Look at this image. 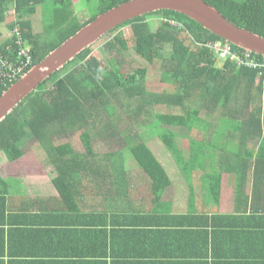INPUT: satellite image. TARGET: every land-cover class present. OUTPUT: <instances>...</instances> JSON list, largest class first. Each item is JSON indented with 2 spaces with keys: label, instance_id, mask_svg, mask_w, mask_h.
<instances>
[{
  "label": "trees",
  "instance_id": "obj_1",
  "mask_svg": "<svg viewBox=\"0 0 264 264\" xmlns=\"http://www.w3.org/2000/svg\"><path fill=\"white\" fill-rule=\"evenodd\" d=\"M128 1L84 0L87 6L92 3L98 5L93 6L97 12L89 20L81 22L73 0H16L13 7L15 18L9 22L7 12L12 1L0 0V26L4 24L13 33L11 39L0 44L1 57L13 64L19 63V46L15 35L18 29L33 57L32 65L25 72L27 74L99 15ZM203 1L218 9L235 27L264 38V0ZM39 7L44 13L41 35L35 33L33 20ZM151 19L160 20L159 26ZM125 28L132 31L134 46L129 49L120 33L108 41L105 50L111 56L107 60L109 68L100 67L99 60L92 56V47L88 48L41 83L14 109L0 124V154L4 153L9 162H16L24 156L29 142L39 143L47 154L48 163L54 166L58 174L53 182L60 192L61 201L65 207L79 210V202L74 199L83 195L84 171H94L92 169L98 164H121L124 167L129 164L126 162L128 153L154 181L155 199L161 201L172 182L165 166L147 142H130L128 146L117 149V152L103 155L94 150L95 137L112 139L115 136L111 131L104 136L103 130L113 129L114 118L120 117L122 112L137 126L145 124L150 128L158 124L160 133L157 132L154 137L161 138L175 161L181 165L182 174L187 177L197 171H204L207 190L212 192L215 200H219L224 175L231 172L224 166L243 162L246 167L251 164L253 152L247 150L246 157L224 150L223 154L217 153L212 158L209 148L205 150V143L192 133L217 126L211 123L214 117L227 122L218 124L217 134L222 131L221 136L214 140L218 144L239 138L244 145L252 132H263L264 83L260 71L240 67L231 59L224 61V67H220L218 55L208 45L215 42L229 43L179 12L162 10L128 20L106 37ZM183 34L189 37L191 48L182 43ZM2 36L0 32V38ZM232 47L236 53H246ZM130 51L151 66L160 67L163 82L168 84L164 93L149 90L148 68L130 70L134 63L127 55ZM252 57L258 61L264 60L262 56ZM17 82L8 85L0 82V97ZM166 105L178 107L181 112H156L155 117H152V109ZM224 126L227 128L221 129ZM251 128L259 130L250 131ZM76 133H80L83 151H78L72 141H65ZM178 138L188 139L189 151L181 150ZM244 148L241 146L240 149L243 153ZM260 151L264 152V138ZM211 159L215 163L214 169H209ZM256 163H264V155H259ZM125 174L127 172L123 168L122 173L112 168V180L116 182L120 179L126 182ZM234 174H238L241 182H244L247 170H234ZM8 187V182L0 175V199L3 201ZM110 192L108 189L106 194ZM252 210L256 211L253 205Z\"/></svg>",
  "mask_w": 264,
  "mask_h": 264
},
{
  "label": "crops",
  "instance_id": "obj_2",
  "mask_svg": "<svg viewBox=\"0 0 264 264\" xmlns=\"http://www.w3.org/2000/svg\"><path fill=\"white\" fill-rule=\"evenodd\" d=\"M211 123L217 126L192 135L205 143L212 158L224 150L246 157L247 150L253 152L246 167L243 162L224 166L231 172L224 175L219 200L207 190L204 171L186 177L176 161L170 169L172 185L161 201L155 199L149 180L141 186L144 173L134 174L141 171L135 165L98 164L82 174L83 195L74 199L77 210L61 201L53 182L58 174L48 158L42 160L43 149L36 147V165H3L0 175L9 187L4 201L0 199V264H264V163H256L264 155V130L252 132L244 145L239 138L218 144V124L227 122L214 117ZM112 139L95 137L94 150L97 141L115 143L107 152L96 151L100 155L119 151L121 146ZM182 140H177L179 146ZM183 146L182 151H189V141ZM166 161L170 166V159ZM213 162L209 169H214ZM113 167L127 172L126 182L112 180ZM234 170H247L244 182ZM11 181L18 186L13 188ZM140 191L153 201L139 205Z\"/></svg>",
  "mask_w": 264,
  "mask_h": 264
},
{
  "label": "water",
  "instance_id": "obj_3",
  "mask_svg": "<svg viewBox=\"0 0 264 264\" xmlns=\"http://www.w3.org/2000/svg\"><path fill=\"white\" fill-rule=\"evenodd\" d=\"M162 10L184 14L230 45L264 58V38L235 27L218 9L203 0H129L99 15L13 84L0 97V124L28 95L36 91L41 83L101 41L120 24Z\"/></svg>",
  "mask_w": 264,
  "mask_h": 264
},
{
  "label": "rangeland",
  "instance_id": "obj_4",
  "mask_svg": "<svg viewBox=\"0 0 264 264\" xmlns=\"http://www.w3.org/2000/svg\"><path fill=\"white\" fill-rule=\"evenodd\" d=\"M12 1L11 4H9V9L7 12V16H8V21H12L14 20L15 16H14V3L16 0H10ZM49 1V0H48ZM75 3V7H76V12L77 15L80 19L81 22H85L87 20L90 19V17L92 15H94L97 11V8H93V6H97L98 4L96 3H92L90 5L87 6V3L84 2V0H73ZM34 20V31L36 34H43V29H44V13L41 10V7H39L38 12L36 13V15H34L33 17ZM152 22H155L156 24H158L159 26V22L160 20H155V19H151ZM0 32L3 33V36L0 38V43L4 42L8 39H11L13 37V33H10L8 31V29L4 26H0ZM123 35V39L127 42V45L129 46V49H132V47L134 46V37H133V33L132 31H130L129 28H125L122 29L118 32H116L113 36H109V37H105L103 40H101L100 42L94 44L92 46L93 49V57H96L99 62H100V67H107L109 68L108 65V59L109 57H111L108 53L107 50H105V44L108 43V41H110L114 36L116 37L118 34ZM181 41H183L182 43L184 44V46H187V48H191V44H190V40L189 37L185 34L182 35L181 37ZM130 53H132L133 55H130ZM127 52V55L130 56V59H132L133 63V68L130 70H136V69H141V68H148L149 69V73H148V88L151 92L153 93H158V94H162L164 93V91L167 88V83L163 82V74L162 71L160 69L159 66H151L148 62H145L144 60L140 59L138 56H136V54H134L132 51ZM225 62L224 61H220V67H224ZM134 70V71H135ZM260 81V79H259ZM263 103H264V96L262 99ZM135 104H137V102H135ZM159 113V112H164L167 114L170 113H179L181 112V109L178 107H171V106H158L154 109H152V117H155V113ZM121 116L120 117H115L114 118V127L113 129H108V131L103 130V133H108L111 131V133H115V136L113 137L112 140H115L118 142L119 147L122 146H128V144L130 142L132 143H140V142H150L151 147L153 148V150L155 151V154L158 156V159L165 164L164 166L167 168V172H169V176H171L174 179V174L172 172H170L171 167H176L175 166V160L172 156V154L168 151V149L165 147L164 142L161 140V138L159 137H154V134H158L160 133L159 130V125L158 124H153L152 127L147 128L144 125H138L136 123H132V121H129V119L127 118L126 115H124L121 112ZM148 116V115H147ZM150 117V116H149ZM151 117V118H152ZM155 119V118H154ZM153 119V120H154ZM150 119V121H153ZM153 128V129H151ZM104 129V128H103ZM101 132V131H100ZM158 132V133H157ZM106 135V134H105ZM179 139V138H178ZM177 139V140H178ZM184 140V141H183ZM181 142V146H179L180 148H184L183 144L187 145L188 143V139H183ZM65 141H72V143L74 144L75 148L78 151H83V145H82V141H81V137H80V133H76L75 135L71 136L70 138H66ZM103 142H95V148L97 152H107L109 150L114 149L115 148V143L113 145H109L112 146L111 148H109V146H105V144H102ZM36 147H38L39 149L42 150V147L39 145V143H37L36 141L34 143L29 142L25 152H27V156H25L24 158H22L21 160L15 162V164L21 165V166H26V165H31L37 164V158H35V150L37 151ZM114 147V148H113ZM34 148V149H33ZM190 148V147H188ZM126 153V157H128V159H126L127 163H135V167H138L141 171H134V174L139 175L141 172H143L144 174H142L143 178L141 180V186H144V181L149 180L150 184L153 185L154 181L150 178V176H148L147 173H145L144 169L139 165V163L136 161V159L133 158L132 155ZM170 159L171 161V165H167V161L166 159ZM46 160L47 161V155L46 152L43 153L42 155V160ZM9 160L6 157V155L3 153L0 154V172H2V166L5 164H8ZM165 168V169H166ZM19 174V173H17ZM181 176V175H180ZM136 177V176H135ZM13 182L14 186L13 188H16L15 185L16 183L14 181ZM154 193V192H153ZM137 197H143L142 199L138 198V202L139 205L143 204L146 205V203H151L153 201L154 198L151 197V195L149 193H147L146 191H140L139 195L137 194ZM155 197V194H154Z\"/></svg>",
  "mask_w": 264,
  "mask_h": 264
},
{
  "label": "built area",
  "instance_id": "obj_5",
  "mask_svg": "<svg viewBox=\"0 0 264 264\" xmlns=\"http://www.w3.org/2000/svg\"><path fill=\"white\" fill-rule=\"evenodd\" d=\"M171 23L176 24L174 22ZM15 35H17V44L19 46V63L13 64L3 59L0 54V82L4 85L19 81L22 77H24L25 72L33 63L31 50L23 41L18 29L15 31ZM208 48L212 50L214 54L218 55L220 61H227L231 59L236 61L240 67L259 70L260 77H262L264 83V60L258 61L249 53H236L230 44L215 42L209 44Z\"/></svg>",
  "mask_w": 264,
  "mask_h": 264
}]
</instances>
